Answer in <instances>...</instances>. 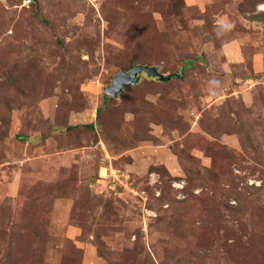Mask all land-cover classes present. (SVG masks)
I'll return each mask as SVG.
<instances>
[{
    "label": "rangeland",
    "instance_id": "374dc122",
    "mask_svg": "<svg viewBox=\"0 0 264 264\" xmlns=\"http://www.w3.org/2000/svg\"><path fill=\"white\" fill-rule=\"evenodd\" d=\"M0 264H264V0H0Z\"/></svg>",
    "mask_w": 264,
    "mask_h": 264
},
{
    "label": "water",
    "instance_id": "95a60500",
    "mask_svg": "<svg viewBox=\"0 0 264 264\" xmlns=\"http://www.w3.org/2000/svg\"><path fill=\"white\" fill-rule=\"evenodd\" d=\"M146 74L149 77L156 78L158 81L166 82L169 81L173 75H163L154 66H144V65H134L129 71H120L117 73L111 84L105 87V93L114 98L116 97L124 88L133 86L139 81V74Z\"/></svg>",
    "mask_w": 264,
    "mask_h": 264
},
{
    "label": "trees",
    "instance_id": "16d2710c",
    "mask_svg": "<svg viewBox=\"0 0 264 264\" xmlns=\"http://www.w3.org/2000/svg\"><path fill=\"white\" fill-rule=\"evenodd\" d=\"M136 85V84H135ZM107 99V98H106Z\"/></svg>",
    "mask_w": 264,
    "mask_h": 264
}]
</instances>
